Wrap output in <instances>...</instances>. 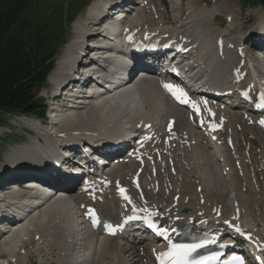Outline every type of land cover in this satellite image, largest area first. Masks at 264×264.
I'll return each mask as SVG.
<instances>
[{
  "label": "bare ground",
  "instance_id": "6f19581e",
  "mask_svg": "<svg viewBox=\"0 0 264 264\" xmlns=\"http://www.w3.org/2000/svg\"><path fill=\"white\" fill-rule=\"evenodd\" d=\"M227 1L229 2V0ZM109 2L110 0H94L90 6L88 15L77 24V38L64 50L61 59L57 62V71L52 76V83L56 88L59 86L60 78L67 75L68 72L72 70L73 66L81 61V52L83 51L81 43L86 44L84 39L85 33L88 29L94 26L93 22L97 20L96 17L103 12L100 10L101 7H106ZM228 2L226 3L225 0H217L209 10L202 8L199 1L194 4L187 3L186 17L181 21L182 16H179L176 19V24H179V26L172 30V32L182 31L186 33L185 35L191 40V44L198 45L197 53L201 56L204 63V65L200 67H202V71L206 76L205 78L210 79L209 72L212 71L211 75L215 79H210V81L215 85L225 84L228 81L227 77L230 69L237 71L236 77L246 73L244 77L246 78L245 82L251 80L248 69L250 64H239L235 54L231 51L227 52L224 56L219 57L216 55L212 45V40L221 36V33L216 34L211 28L213 24L212 21L215 19L212 17H214L215 14L223 13V15L231 17L230 27L236 26L239 20L238 18H240V13L238 15L235 8L230 6L231 3L228 5ZM181 6V2L174 3L172 6V12H178L179 9L181 11ZM258 13L262 15V18L264 19V9L262 7H259ZM140 14L141 13L137 11L136 18H132V15H129L128 17H131L132 19L128 21V25L133 22L134 18L137 25L142 18ZM144 20H146L145 16ZM156 26L161 27V21H159V24ZM167 26H170V24H167ZM98 37L100 38V35H98ZM248 43L249 40L245 41L246 45H248ZM203 46L205 47L202 48ZM105 53H110L108 54L110 57L113 58L115 56L117 59V54L114 55V51L109 50L105 51ZM123 60L122 57H118V61H103V66L107 69L101 68L100 72L105 80L113 79L110 74L119 75L123 72V68L119 71V67L116 65ZM79 66L85 68L84 64H80ZM250 67L253 69L252 73H255V68L252 65H250ZM257 70L264 76V72H262L260 67H258ZM98 79L102 78L99 76ZM101 82L105 84V81ZM138 83L140 86L139 93L132 92L128 88H123L125 85L114 86L110 83L106 86L109 90H106L105 87L95 84L90 78H85L80 83H77L82 97L76 98V104L70 108H67L66 105L56 106V111L54 112L55 115L58 116L59 122L51 127L50 132H40L43 140L49 145V149L44 151L41 148V142L39 139L35 142L33 141L32 144L15 152L14 155L11 156L12 162L6 164L5 167H0V176L6 175L2 174V172H8V175H15L10 174V172L14 171V173L19 172L18 174L20 175L21 172L28 171L31 168H37V166H49L47 160L55 154L53 146L56 145V142H52L51 139L53 135L52 132L60 137L56 139L57 144H59V146L57 145V148L60 150L59 148L68 145L69 143L67 141H70L72 138L81 142L82 140H78V137H83V139H85L83 135H90L86 136V138L97 139V141L101 142L105 140L109 142H121V132L125 130L127 131L129 128H135V125L139 123L148 124L151 122L153 128H155V131L157 132L160 130L161 124L164 123L163 131L165 132L167 123L173 121L174 124L171 129L173 131L172 135H167V138L171 141L169 146L157 148L161 150L162 155L165 157L167 162L166 170L169 173L164 174L162 177L159 176V178H157L159 175L157 171L148 174L146 168L141 166L140 161H142L143 158H140L138 163L134 165L137 167H130L131 169L120 168L117 173L122 170L124 171L114 175V180L126 185L133 173L140 177L145 183V187L148 188L144 193L147 200L151 199V201H149L150 209L159 208L162 210L169 207V210H172V207L174 206L172 205L173 199L175 196H179L176 209H187L189 213L184 215L185 218H178V222H175L177 219L176 217L168 219L160 217L158 219V224L161 228L176 229L178 232L182 226L193 224L191 220H188L190 217L199 220V214H202V210L205 211L206 206L209 205L206 215L201 218V220L207 222L206 216H213L215 213V211L214 213L212 211L214 207L221 205L222 211H224L227 206L225 203H228L227 201L230 198H233L235 202L240 205L243 218L247 216L251 218V223L259 221L263 224L261 231L257 234L264 239V217H261V215H255V213L261 211L260 203L256 196L255 186L249 185L244 179L237 178L234 175L233 167L239 168V165H235V162H239L236 152L232 153L233 158L230 159L229 154L224 149L217 148L213 152L215 160L210 161L209 157L205 154V148L201 145L203 140H200L198 144L193 145L192 141H195L196 133L188 122V117L184 115V111L179 108L173 109L169 104L163 101L158 90L147 78H143ZM55 99L60 100L57 97H55ZM74 111H78L76 116L73 118L65 117V112L73 114ZM225 114H219L218 118L224 119L223 131L230 134L232 125L241 126L240 124L242 123L238 122V120L239 118L243 119V114H235L232 112L231 108L226 109ZM170 117L171 119L167 120V118ZM14 118V121L21 122L26 127H37L36 121L29 117L19 116ZM243 125H245V123H243ZM61 134H63V137H61ZM185 141L189 144L188 147L184 145ZM160 145L161 144H156L155 147ZM248 150L249 148L246 147V156ZM259 157V160L256 159V161H258L260 167H264V157L263 155H260ZM251 159L252 157L248 158L247 156L241 159V162L244 161L248 163ZM220 160L224 164V168H229L228 177L223 178L221 180L222 183L219 176H215L213 171L214 168L217 170L218 161ZM10 164L11 166H14L15 170H6V167ZM198 166H202L204 170H206V174L208 175L207 180L209 179L210 185H206L204 179L199 175ZM241 166L243 167V165ZM160 170H162V168H160ZM240 172L241 170H236L235 174ZM163 173L165 172L163 171ZM43 175H47V173H43ZM113 178L112 176H109L108 179L112 180ZM162 178L163 185L160 184L161 188H158L157 181H160ZM196 181H198L197 184ZM226 181H228V183H225ZM12 186V189H16L17 187L16 184ZM198 186L202 187L200 193L202 194L201 197L196 192ZM105 192L107 193L106 197L96 196V210H104V216L101 215V221L103 219L114 221L118 218L122 209L116 204V202L108 199L110 194L107 191ZM27 194L28 192L20 189L12 195L16 198L9 199L8 201L13 202L12 204L17 206L27 200ZM66 195L69 197V201L67 202L64 201V198L66 197L65 194L60 193V196L56 200L50 198L42 207L35 208L29 215L24 216L20 213L21 215L18 217V221L14 222L2 235L4 236L8 234L4 236L3 241L0 244V257L7 256L12 259L13 263L20 264L18 262L21 261L23 257L19 254L20 249L18 247H23L27 240H29V232L34 231L39 234H44L47 239H50L48 235L53 231L54 234L50 236L53 237L54 240L60 238L63 240L61 244V253L63 252L65 260L60 261L58 264H74L73 250L75 251V243L73 244V242L75 239H78V236L79 241L81 242L80 246L82 247V242L87 245V249L83 251L85 254H82L84 257L80 256L87 260V264H93V262L95 264H127V254L132 264H142V262L144 264L150 263V249L155 246L154 243L146 237H141L140 242L137 244H134L133 242L121 244V240L117 237L102 238L97 236V238L92 239L89 234H87L88 231L80 222L81 220L77 215L76 208L81 204L83 197H78L74 193ZM166 196L169 197L167 198ZM200 199H203L205 204L203 203V205H201ZM18 210L20 211L21 209ZM180 216L182 215L180 214ZM71 217L76 224V226H74L75 230L79 233V235L74 237H71L70 234L69 219ZM154 218L155 217H153V219ZM254 218H256V220L253 221ZM244 223L253 231L254 228L252 224L249 222ZM141 249L147 251V255L146 253L141 252ZM88 250H93V252H88ZM93 253L95 256L94 259L92 258ZM90 254L92 255L90 256ZM2 262L4 261H1L0 264H4Z\"/></svg>",
  "mask_w": 264,
  "mask_h": 264
},
{
  "label": "trees",
  "instance_id": "16d2710c",
  "mask_svg": "<svg viewBox=\"0 0 264 264\" xmlns=\"http://www.w3.org/2000/svg\"><path fill=\"white\" fill-rule=\"evenodd\" d=\"M57 1L61 0H0L1 110L43 118L44 107L35 94L64 33L63 27L59 30L64 10Z\"/></svg>",
  "mask_w": 264,
  "mask_h": 264
},
{
  "label": "rangeland",
  "instance_id": "374dc122",
  "mask_svg": "<svg viewBox=\"0 0 264 264\" xmlns=\"http://www.w3.org/2000/svg\"><path fill=\"white\" fill-rule=\"evenodd\" d=\"M77 0H74L73 1V3L74 2H76ZM92 1L93 0H81V1H78L77 2V4H75L76 5V7H77V9L79 8V7H81L82 5H84L85 3L84 2H86V7H84V8H82V9H80V12H79V15H78V17H77V19L75 20V22L71 25V28H72V31L74 30V28H75V24H77V22H80L83 18H84V15L85 14H83V13H85V11H86V9H87V6L90 4V6H91V4H92ZM187 1H192V2H194V1H196V0H187ZM197 1H199V3H201L202 2V4L203 5H207V7H211L212 6V4L213 3H211V2H213V1H217V0H197ZM196 1V2H197ZM226 1V3L228 2L227 0H225ZM231 1V2H230ZM255 1H257V3H258V6H260L259 5V0H255ZM179 2H181V5H182V2H183V0H179ZM178 2V3H179ZM192 2H186V3H191V4H194V3H192ZM230 3H231V5H230ZM74 5V4H73ZM228 5H230V6H233L234 8H235V10L237 11V13H238V15H239V13H240V18H238L239 20H238V22H240L241 21V19H242V16H243V22H244V24H245V26H244V29H243V31H241V32H239V27L238 26H236L234 29H233V31H232V33L234 34V36L233 37H235V38H239V40H241L243 37H244V35H246V33L247 32H249V30H251V29H255V27H256V25L261 21V19H260V14L258 13V10H257V7H255V8H253V7H247L246 9H243L242 8V4L238 1V0H229V2H228ZM199 6V5H198ZM198 6H196V7H198ZM182 7V6H181ZM239 8H241V11H242V15H241V11H240V9ZM238 9V10H237ZM182 11H183V9L180 11V9L178 10V12H174V15H172V20H175L176 21V19L179 17V16H182ZM237 13H236V15H237ZM262 16V15H261ZM238 24V23H237ZM220 26L222 27V28H226V26L224 25V23H220ZM241 26V25H240ZM70 28V27H69ZM69 28L67 29V32H66V34H65V36H64V40H66L67 41V45H69L71 42H73L75 39H76V34H74L73 32H72V35L70 34V32H69ZM229 30H231L230 28H229ZM239 32V34H237ZM50 88H51V86L49 85V84H47V86L45 87V90L44 91H50ZM44 91H42L40 94H39V97H45V94H44ZM47 104H48V107H51V102H46ZM78 113V111H74L73 112V114L72 113H67V112H65L64 113V115H66L65 117H70V118H73L74 116H76V114ZM69 114V115H68ZM72 114V115H71ZM74 115V116H73ZM2 116V120H3V122L2 123H0V126H1V130H2V132H1V136H0V167H5L6 166V164H8L9 162H12V155H14V153L15 152H17V150H18V148L21 146V147H24V145L26 144V143H28V141H30L31 140V138L32 137H28V135H26L25 133H24V130H23V136L27 139V141L25 142H23V141H19V140H17L16 139V141L14 142V143H11L10 145H7V144H5L6 142H4V141H9L10 139H7V140H3V138L2 137H4V138H6V134H4V132H10V133H14V132H20V133H22V127H24L23 125H21L20 123H18V122H16V121H14V122H12V123H14V124H12V125H7L6 123H5V118H6V115L5 114H2L1 115ZM16 124V125H15ZM250 129V128H249ZM48 131H50V130H48ZM9 133V134H10ZM17 137V136H16ZM34 137V136H33ZM263 141H264V138L261 140V142H260V138L258 139V137H257V139L255 140V142H254V150H261L262 148H263V150H264V143H263ZM261 143L263 144V146H262V148H261ZM32 144V143H31ZM30 145V144H29ZM204 145V144H203ZM205 146V145H204ZM206 147V146H205ZM13 150H16V151H14L13 153H12V151ZM206 150L207 151H209L207 148H206ZM19 151V150H18ZM208 153V152H207ZM253 153L254 154H256L255 153V151H253ZM10 154V155H9ZM263 154H264V151H263ZM9 156V157H8ZM247 156H248V154H247ZM246 156V153H245V157H247ZM260 156V155H259ZM8 157V158H7ZM251 157V156H250ZM249 156H248V158H250ZM263 157H264V155H263ZM6 158H7V161H6ZM258 158H260V157H258ZM247 160H249V159H247ZM257 160H259V159H257ZM5 161L7 162L6 164H4L5 163ZM254 162H256L255 164L256 165H258L259 163H258V161H256V159L254 160ZM246 163V162H245ZM258 163V164H257ZM1 164H3V165H1ZM251 164H252V159L250 160V162L248 161V163H246V165H248V166H251ZM256 165H255V167L254 168H256V169H259V168H262V169H264V167H260V164L256 167ZM13 168V169H11V170H15V168H14V166H11V164L8 166V167H6L7 169L6 170H9L10 168ZM198 171H199V174L203 177V179L204 180H206L207 178H208V175L206 174V170H204V168L202 167V166H199L198 167ZM259 174H260V172L259 173H257V175H255L254 177L255 178H257V177H259ZM215 175H218V173L217 172H215ZM206 178V179H205ZM209 180V179H208ZM220 181H221V179H220ZM204 182H206V181H204ZM207 185H210V182L209 181H207ZM264 185V184H263ZM228 202V201H227ZM260 209L264 212V209L262 208V207H260ZM103 212H104V210H103ZM74 229H75V227H74ZM78 238V237H77ZM79 238L78 239H76V242L78 243V245H79ZM100 242V241H99ZM27 243V242H26ZM81 243V242H80ZM85 243L84 242H82V247L80 248V251L81 252H83V250H86L87 249V247H86V244L84 245ZM77 245V246H78ZM25 247H26V253H27V255L25 256V260L21 263V264H38L37 263V261H38V256L39 255H42V254H44L43 253V250H40V252L38 251V250H34V248L33 249H30V247L27 245H25ZM125 248V247H124ZM123 248V249H124ZM46 249L50 252V253H54L55 251H56V249H55V246H53L52 244H49L47 247H46ZM81 252H79L78 253V255H77V253H75L74 254V257L75 258H79L81 255H82V253ZM85 254V252H83V255ZM82 255V256H83ZM4 257H7V256H4ZM84 257V256H83ZM127 258H128V254H127V256H126ZM8 259H11V258H9V257H7ZM92 258H94V257H92ZM74 259V258H73ZM127 260V259H126ZM128 260H129V258H128ZM76 261H74V264H87V260L85 259V258H83L82 260H79L78 262H76ZM0 263H1V261H0ZM18 263H20V261L18 262ZM52 264H57V263H52ZM93 264H95L94 262H93ZM127 264H131L130 262L128 263L127 262Z\"/></svg>",
  "mask_w": 264,
  "mask_h": 264
},
{
  "label": "snow or ice",
  "instance_id": "6c2138e0",
  "mask_svg": "<svg viewBox=\"0 0 264 264\" xmlns=\"http://www.w3.org/2000/svg\"><path fill=\"white\" fill-rule=\"evenodd\" d=\"M131 39V37H129ZM164 87L172 92V94L175 96V98L180 103H186L190 104L194 109L197 108V105L189 100L187 93L183 91V89L179 88L178 86L168 85L165 84ZM247 96V93L244 94ZM264 99V97H262ZM262 124H264V121H261ZM215 127V126H213ZM171 130V129H169ZM121 192H124V189H121ZM126 200L129 199V197H124ZM129 202H131L129 200ZM132 218H129L131 220ZM96 221L94 220V223ZM127 223V221H125ZM225 223H228L225 221ZM231 227V225H229ZM110 227V226H109ZM153 229L157 231V234L164 237L165 239H170L168 236V229H158L155 225H152ZM174 232L175 229H172ZM237 232H240L239 228H236ZM208 243H215V238H213L211 241H203L196 244H172L169 247V250L167 252L161 253L158 256V259H160L161 264H165V258H167V264H209L210 261H217L220 259V253L213 254L211 256H203L199 259H195L193 257V254L198 251V249L205 247ZM221 247H225V245L221 244ZM225 264H243V260L240 257L233 256L230 261H226Z\"/></svg>",
  "mask_w": 264,
  "mask_h": 264
},
{
  "label": "water",
  "instance_id": "95a60500",
  "mask_svg": "<svg viewBox=\"0 0 264 264\" xmlns=\"http://www.w3.org/2000/svg\"><path fill=\"white\" fill-rule=\"evenodd\" d=\"M261 3L264 5V1H261Z\"/></svg>",
  "mask_w": 264,
  "mask_h": 264
}]
</instances>
